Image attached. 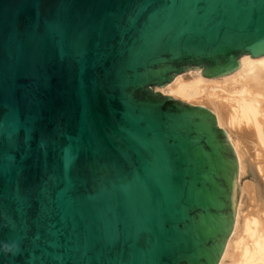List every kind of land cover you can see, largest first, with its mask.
<instances>
[{"label":"water","instance_id":"obj_1","mask_svg":"<svg viewBox=\"0 0 264 264\" xmlns=\"http://www.w3.org/2000/svg\"><path fill=\"white\" fill-rule=\"evenodd\" d=\"M264 54V0H0V264H215L237 164L151 94Z\"/></svg>","mask_w":264,"mask_h":264},{"label":"bare ground","instance_id":"obj_2","mask_svg":"<svg viewBox=\"0 0 264 264\" xmlns=\"http://www.w3.org/2000/svg\"><path fill=\"white\" fill-rule=\"evenodd\" d=\"M153 89L211 111L231 141L239 175L246 168L252 174L240 191L250 210L234 214L217 264H264V54L242 55L237 70L217 77L195 68Z\"/></svg>","mask_w":264,"mask_h":264},{"label":"rangeland","instance_id":"obj_3","mask_svg":"<svg viewBox=\"0 0 264 264\" xmlns=\"http://www.w3.org/2000/svg\"><path fill=\"white\" fill-rule=\"evenodd\" d=\"M195 68H198L199 70H201L202 72H203V74H205L206 75V71H205V67H204V64H201L200 66H195V67H192V68H189V69H187V70H184V71H182V73L184 72L185 73V71H188V70H194ZM205 71V72H204ZM154 87V86H153ZM153 87H150V88H148V90L151 92V94H154V93H158V92H156V91H154V89H153ZM160 94V93H159ZM161 96H163L162 94H160ZM175 100V99H174ZM176 101H179V100H176ZM180 102H182V101H180ZM185 102H183V104H184ZM186 105H188V106H190L189 104H187V103H185ZM206 110V109H205ZM208 112H210L212 115H213V117H214V114L211 112V111H209V110H207ZM215 120V119H214ZM218 128V127H217ZM221 130V129H220ZM222 131V130H221ZM223 132V134H224V136H225V139H226V141H227V143L229 144V146L231 147V149L233 148V146L231 145V141H230V139L227 137V134L224 132V131H222ZM226 134V135H225ZM232 152H233V155H235V153H234V151H233V149H232ZM234 158H235V156H234ZM250 159H252L251 157L249 158V160ZM235 161H236V158H235ZM236 184H237V188H238V195H237V199H236V203H235V207H234V214H237V213H242V214H245L244 212H247L248 211V209H249V206H247V204H249V203H247L248 201H247V199H246V194L244 195L242 192H240L241 191V188L244 186V184L246 183V182H252V174H251V172H250V170L248 169V168H246L245 169V172H244V174H242V175H239V173H238V171H237V169H236ZM240 188V189H239ZM238 206V207H237ZM247 207V208H246ZM254 209H255V207H254ZM241 212H240V211ZM250 210V209H249ZM234 214H233V218H234ZM233 222V221H232ZM230 231H231V229H230ZM229 231V233H228V235H227V237H226V239H225V242L224 243H226V240L228 239V237H229V235H230V232ZM223 245H225V244H223ZM224 248V246L222 247V249ZM218 259H219V256H218ZM218 259H217V261H216V263L215 264H217V262H218Z\"/></svg>","mask_w":264,"mask_h":264}]
</instances>
